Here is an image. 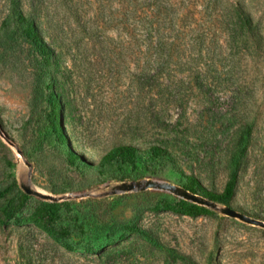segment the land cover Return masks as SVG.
I'll use <instances>...</instances> for the list:
<instances>
[{"label": "rangeland", "instance_id": "1", "mask_svg": "<svg viewBox=\"0 0 264 264\" xmlns=\"http://www.w3.org/2000/svg\"><path fill=\"white\" fill-rule=\"evenodd\" d=\"M72 2L0 0V264H54L61 252L69 264H92L95 255L85 248L101 243L110 264H264V0H186L205 19L186 38V56L166 66L160 63L166 57L120 49L63 53L55 25L73 21ZM238 6L260 33L246 30ZM20 11L35 17L69 77L61 89L64 136L53 128L47 103L30 104L41 62L23 35ZM112 29L102 38L118 41ZM146 68L173 78L144 85L139 77ZM247 135L234 198H209L205 191H224L231 158ZM155 143L170 155H155ZM119 145L137 148L105 158ZM190 177L193 192L218 207L203 205L190 215L184 210L192 201L171 191L119 188L146 180L187 188ZM24 193L25 205L7 219ZM226 206L252 221L223 212ZM39 207L63 227L69 247L27 220Z\"/></svg>", "mask_w": 264, "mask_h": 264}, {"label": "trees", "instance_id": "2", "mask_svg": "<svg viewBox=\"0 0 264 264\" xmlns=\"http://www.w3.org/2000/svg\"><path fill=\"white\" fill-rule=\"evenodd\" d=\"M106 1V2H105ZM91 0L92 6H87V0H73L68 7V16L73 20L70 24L56 23V30L59 31L60 48L63 53L68 49L75 50L80 54L98 53L101 50L115 51L120 49L129 54L137 53L143 57H166L162 65H167L172 57L186 56V38L194 32L200 31L201 22L205 19L192 2L186 4V0ZM94 6L96 10L92 11ZM91 10V11H90ZM240 22L250 33L261 32L252 15L243 7L234 8ZM186 21L189 24H186ZM19 23L22 24L23 35L30 45L35 46L37 55L40 57V65L34 72V84L32 89L31 106L33 109H40L47 103L50 109L51 123L60 136L63 133L62 98L61 89L69 86V77L66 75L59 54L52 49L51 42L44 37L43 31L33 15L20 11ZM212 24H216L213 20ZM106 28L117 30V40L112 37L103 39L102 33ZM112 29V30H113ZM205 30V29H204ZM54 53V54H53ZM110 53V52H108ZM53 55L57 62L53 61ZM149 65L150 61H143ZM66 68V67H65ZM173 76L162 72L144 69L139 80L144 85H152L161 82L163 79H172ZM63 85V87H62ZM249 132L251 128H248ZM249 146L248 135L242 137L238 143L237 150L230 161V179L224 191L220 194H213L205 191L206 195L219 202L229 203L237 191L240 179L243 159L246 156ZM134 145H119L106 153L105 158L112 159L118 155L131 156L134 154ZM150 149L155 155H170L169 149L159 143L151 145ZM194 181L190 177L187 189L193 192ZM28 194H23L21 199L13 204L5 213L10 219L19 212L25 205ZM50 207L54 205L49 204ZM44 208H37L28 217V221L39 225L47 235L58 243L69 247V235L64 232L62 226L58 227L55 221H47ZM55 213V208H52ZM206 210V207L192 202L184 212L190 215H198ZM86 252L94 254L92 264H110L107 259L108 250L104 243L98 246L88 245ZM54 264H69L66 252H61V257Z\"/></svg>", "mask_w": 264, "mask_h": 264}, {"label": "water", "instance_id": "3", "mask_svg": "<svg viewBox=\"0 0 264 264\" xmlns=\"http://www.w3.org/2000/svg\"><path fill=\"white\" fill-rule=\"evenodd\" d=\"M150 187L160 188V189L171 191V192L177 194L178 196H180L184 199L190 200V201L197 203V204L211 206V207H218L216 202H214L210 199H207L203 196H200L197 193H194L187 188L180 187L176 184H173V183L167 182V181H155V180H146L144 182L136 181V182H131V183H125V184L121 185L119 188H121L123 190H133V189H146V188H150ZM24 189L29 194H35V195L40 196L42 198H51L54 200V197L52 195H48V194L42 193L40 191L33 190L30 186H24ZM222 211L229 214V215L238 216L244 220L252 221L249 217L245 216L244 214L236 211L235 209H233L229 206L223 207Z\"/></svg>", "mask_w": 264, "mask_h": 264}]
</instances>
